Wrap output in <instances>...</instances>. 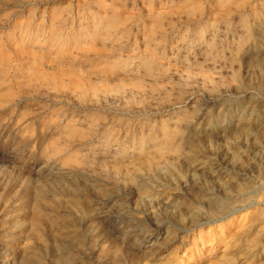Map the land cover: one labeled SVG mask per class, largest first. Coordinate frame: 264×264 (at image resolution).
Returning a JSON list of instances; mask_svg holds the SVG:
<instances>
[{"label": "rangeland", "instance_id": "1", "mask_svg": "<svg viewBox=\"0 0 264 264\" xmlns=\"http://www.w3.org/2000/svg\"><path fill=\"white\" fill-rule=\"evenodd\" d=\"M200 1L199 17L189 22L187 11L179 7L177 0H0V71L4 70L0 77V264H56L53 256L57 243L66 247L64 255L69 256L66 259L71 264H210L209 260L230 249L224 250L217 241L227 233L218 232V226L231 220L244 224L246 216L264 210V206L249 209L245 208L248 204L238 203L217 214V219L203 216L207 200L226 194L236 201L235 194L227 191L231 182L250 187L247 198L253 202L264 199L259 181L264 173V78L258 77L257 69L250 65L264 57V24L253 23L249 17L252 10L244 11L245 18H250L248 31L241 29L239 14L234 11L229 26L223 24L213 32L221 36L217 51L224 54L235 47L236 41H247L241 53L246 59L239 69L241 78L251 85L247 91L223 85L210 95L199 90L198 76L191 85L182 87L184 91H178L174 81L161 79L163 93L153 92L143 70L135 67L146 50V17L164 14L163 30L169 40L161 41L163 55L156 59V72L161 75L171 69L183 74L177 50L184 40H192L194 29H200V24L208 20H217L219 14L218 7L213 8L214 0ZM100 3L106 13L115 10L127 19L124 26L128 34L119 47L109 40L76 47L68 37L93 24ZM253 5L264 7V0H254ZM121 47L113 59L120 64L115 78L143 80L141 95L127 89L122 96L102 88L100 60ZM77 59L78 65L73 64ZM31 68L41 76L31 77ZM223 75L226 70L217 69L212 76ZM28 77L29 84L23 83ZM77 78L97 85L99 93L95 96L89 91L80 100L78 88L69 87L70 81ZM116 82H109L110 86ZM192 109L196 117L185 128L184 138L199 135L201 141L195 153L197 160L193 156L179 160L181 177L175 175L170 181L148 179L147 186L152 190L146 195L137 186L143 174L127 183L107 168V173L102 172L103 162L109 168L111 164L109 156L101 151L103 145H98L104 131L131 147L141 138L153 140L148 139L151 131L147 132V124L157 128L162 121L171 123L173 113ZM242 109L253 129L248 142L234 140ZM67 123L77 132H87L86 140H70L63 128ZM55 141H69L67 151L52 154L49 150ZM236 142V156L231 161ZM88 146H95L92 167L83 170L66 165L72 160L68 155L74 150L87 152ZM115 146V142L110 143L112 149ZM184 155L191 153L186 151ZM34 205L55 221L40 228L43 243L29 228L27 216ZM188 207L201 211L199 223L187 225ZM177 214L182 221L184 218L183 223ZM257 229L264 232V224ZM74 234L81 236V246L71 238ZM202 249L207 255L198 257L197 251ZM262 249L251 255L264 258Z\"/></svg>", "mask_w": 264, "mask_h": 264}, {"label": "bare ground", "instance_id": "2", "mask_svg": "<svg viewBox=\"0 0 264 264\" xmlns=\"http://www.w3.org/2000/svg\"><path fill=\"white\" fill-rule=\"evenodd\" d=\"M214 1L215 2L213 4V8L218 7L216 11L219 12L218 17L216 18L217 20L214 21L208 20L204 24L201 23L199 26L201 27L200 29L196 30L197 29L196 28L193 30L192 40L185 43L184 40L182 46L176 52V54L179 56L178 63L180 64L183 70V74L180 75H178L171 69L170 70L166 69L167 71H165L161 75H159L156 72V65H155L156 59H159V57L163 55V48H162L163 45H161V41H166V38H168L169 36L167 37L166 31L163 30L164 19H165V16H163L164 14L163 15L148 14L144 22V26L147 27L146 43H145L146 50H144L145 52L138 58L135 67L143 70L144 76L151 83V87H152V88L150 87L151 91L163 93L162 91L163 88L159 83V82L161 83L163 82V80L161 79L171 80L172 82L174 81L175 82L174 85H176V89L178 88L179 89L178 91H184L182 87L191 85L193 79H195V77L198 76L199 78H201L200 79L201 88H199V90L202 92H207L210 95H213L214 93H216V91H219L221 88H223V85L226 86L233 85L236 89H239L240 92L242 90L247 91V89H250L249 87L251 85L249 84L248 81L246 82L241 78V74L239 71L240 66L246 59L244 54L241 53L242 51L243 52L245 51L244 46L247 45V41L240 40V42L239 41H236L235 43L233 42L235 47H233L230 51L227 49L229 52L226 51V54H224L221 51H217L218 50L217 45L219 44V42H221V36L217 34L218 32L216 34L213 32L215 28L217 29L219 26H222L223 24L229 26V22H230L229 19L231 20L234 11L237 14H239L238 22L241 29L244 28L245 30L248 31L249 29L248 27L251 26L249 17L252 18L253 23H256V26L257 25L260 26L264 24V20H263L264 7H260L261 5H259V8H257L255 5H253L254 0H246V1L245 0H214ZM178 3L180 8L187 11L186 15L188 17L187 19L189 20V22L195 20V18L197 20L199 16L197 15L198 17H196V14L200 12V8H201L200 0H177V4ZM103 5H104L103 3L98 4V6H100L101 9L99 8L100 10H98L99 12L97 13V15L94 17V19L92 18V22H93L92 25H89L84 31L82 32L78 31L73 36L68 37V39L70 38L71 43L74 44L76 43L75 44L76 47L84 44H90V43L94 44L96 42L105 43L106 40L111 41V43H118L113 46L119 47L120 40L128 34V29L126 28V26H124L126 25L127 19L125 17H122L120 14L116 13L115 10L111 12L108 9L111 13L109 12L106 13L105 7ZM91 8L93 9V7ZM246 9H248L249 11L252 10L251 14L247 19L245 18L246 13H244ZM248 37L249 35H247L246 38ZM247 40H249V38ZM115 49L116 50L114 51L112 56H110L107 59L100 60V65L103 66V70H102L103 77L101 78L103 85L102 88L105 87L106 92H110V93L114 92L117 95H122V96L128 93L127 89H130V91L135 94L140 92L142 93L144 86L143 80L131 79V81H126V80L118 81V79L115 78L116 70L118 69L120 64L118 63V61L113 62V59L117 58L115 52L118 51L119 49H122V47ZM95 57L100 58V56L98 55H96ZM38 58L39 57H37L36 59L38 60ZM77 61L78 59L73 60L72 63L78 65ZM245 63L250 64L249 62H245ZM250 65L252 66V68L257 69V72L259 74L258 77L264 78V57L257 59L256 61L253 62V64ZM217 69L226 70V75H223V77H219V78L213 77L212 75L217 73ZM3 71H4L3 69L0 71V77L3 74ZM31 75H32L31 77L33 78L41 76V74L38 73L36 68L35 69L31 68ZM31 77H28L26 80H23V83L28 82L29 84V81H31ZM111 78L113 79L111 80ZM50 79L60 83V81L57 80L55 77H52ZM113 80H117V82L115 85L111 87L109 82H113ZM69 87L78 88V92L80 93V100H82L81 98L86 97V94L89 93V91H91L93 95L96 96L99 93V89H100L97 85L95 86L90 82H83L78 78L71 80ZM173 89L174 88L171 87V90ZM238 109H241L240 105L238 106ZM245 112L246 111L242 109V111H240L241 115L238 116L237 120H239L241 125L238 124L240 125V128H238V130L236 131L237 133L234 134L235 141L237 139L239 140L245 139V141L248 142V139L253 134V129L251 128V125L247 123L249 121H247ZM194 117L196 116H194L193 109L190 111L183 110V111H177L171 115L170 117L171 123H169L168 121L165 122L162 121V123H160L157 126V128L155 126L153 128V125L147 124L148 125L146 126L147 132L149 133V131H151L148 134L149 136L148 139H153V140H147L141 138L137 142H135V144L132 145L131 147L125 146L124 143L122 144L120 141L117 140L116 137L113 138L110 132L104 131V134H102V136L98 139V145L99 146L101 144L103 145V147H101L102 148L101 151H104L109 156L108 159L110 160L111 164L109 168L103 162L102 172L107 173L108 171L107 169H109L110 170L109 173H114L118 177V179H121L127 183L134 182V180H136L137 175L143 174L144 177L143 179L137 182V186L138 188H140L141 194H146V195L148 192L152 190L150 189V187L147 186L148 179H153L154 181H170L172 178L175 179L174 178L175 175L180 176L179 175L180 167L178 164L180 159L182 158L189 159L193 156L197 160L195 153L197 150V146L199 144L198 142L201 141L200 139L201 137L199 135H190L184 138V136L186 135L185 128L191 123ZM63 128L68 133L69 135L68 138L70 140L73 139L75 140L77 139L78 141L86 140V138L89 135L87 132L86 133H84L83 131L77 132V129H75L74 126L69 125L68 123L65 124ZM90 128L91 126L89 127L88 131L90 130ZM111 142L116 143L115 149H112L110 147ZM237 142L236 144L232 145L233 146L232 149H234V151H232L230 156L231 161H233L236 156V152H237L236 149L238 148ZM68 144L69 141H65L63 143H59L55 141L54 143H52L49 151L52 154L60 153L62 151H67ZM129 149H132L133 151H129ZM85 151L87 152H83L81 150H74V152L72 151L73 153L68 155L69 159L71 157L72 160L70 161V163H66V165H70L73 166L74 168H80L83 170L88 167H92L95 164L93 161V159L95 158L92 157V154L95 151V146L94 147L88 146L87 149H85ZM186 151L187 153H191V155L190 156L184 155ZM192 153H194L195 155H193ZM123 161H126L125 163H127L126 166L128 168L127 167L125 168L123 166L124 163ZM259 181L262 185V188H264V173L260 175ZM227 185H228L227 191H230L233 194H235L234 197L236 198V201L233 202L232 200H230L229 196L228 195L226 196V194L214 200L213 199L210 201L207 200L205 213L203 215L204 217L208 216L210 220L211 217L217 219L218 218L216 217L217 214L223 213L225 210L228 211L230 207L233 208L234 206L233 204H238V203H243L246 205L248 204V206H246L245 208L250 207L249 209L264 206V199L261 201V203H259V202H253L251 200L252 198L250 199L247 198V196L250 195L248 192H251L250 187L240 186L232 182ZM246 188L248 189L246 190ZM227 211L225 212V214L228 213ZM185 212L187 216L184 217L188 218V220H186L187 225H195L199 223L201 219L200 216L202 215L200 214L201 211H199L198 209H193V208L191 209L188 207L185 210ZM27 217L30 218V226H29L30 230L33 232L35 238L39 240V243H43L44 239L40 234L41 233L40 228L53 225L55 224V221L53 222L51 218L41 214V212H39L38 210V205H34V208H32V210L29 212ZM177 218L181 220V223L184 222V218L182 221L180 214H177ZM246 219L247 221L244 224H236L237 222L231 220L228 223H222L220 226H218L219 229L216 228L219 230L218 232L221 233H223V230H226L224 234L226 232L227 233L223 237L218 238L217 241L222 243L224 250L228 248L230 249H228L227 252L222 251L223 253H220L219 256H216L215 258L209 260L210 264H264L263 257L259 259L258 256L254 258L253 254L251 255L252 252H254L256 249L259 248L261 249L263 248L262 251L264 253V232L259 231L257 229L259 225L264 224V210L262 209V210L254 211V213L250 214L248 217L246 216ZM56 224L58 223L56 222ZM231 226H234V229L231 230ZM71 238L78 244V246L82 245L83 240L81 239L80 235L74 234L71 236ZM65 243L66 242H64V244ZM211 244L213 245V243ZM43 245H46V243ZM56 246H57L56 253L54 252V256H53L55 263L71 264V261L66 259L69 256L65 257L64 255L66 247L64 248L62 245H58V243ZM202 246L204 247L205 244L202 243ZM197 252L198 254L196 255L197 256L199 255L198 257L207 255L204 253L203 249L201 251L198 250Z\"/></svg>", "mask_w": 264, "mask_h": 264}]
</instances>
